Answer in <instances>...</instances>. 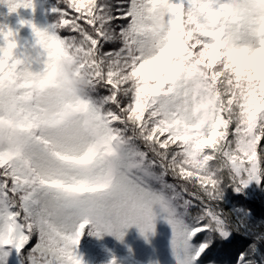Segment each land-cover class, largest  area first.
Returning <instances> with one entry per match:
<instances>
[{"label":"snow or ice","instance_id":"6c2138e0","mask_svg":"<svg viewBox=\"0 0 264 264\" xmlns=\"http://www.w3.org/2000/svg\"><path fill=\"white\" fill-rule=\"evenodd\" d=\"M47 14L46 29L20 21L32 40L0 29V123L24 133L0 149V264H82L86 230L150 233L154 206L175 264L201 261L230 235L224 189L264 182V0H56ZM60 60L86 87L46 132L48 97L13 88L42 86Z\"/></svg>","mask_w":264,"mask_h":264},{"label":"trees","instance_id":"16d2710c","mask_svg":"<svg viewBox=\"0 0 264 264\" xmlns=\"http://www.w3.org/2000/svg\"><path fill=\"white\" fill-rule=\"evenodd\" d=\"M55 4L56 0H35V11L21 8L16 13L0 4V29L19 31L22 39L32 40L31 29L21 28L20 21H31L46 29L54 22L55 18L47 13ZM168 180L173 182L171 177ZM217 208L229 222L230 235L227 240L218 235L210 237L211 246L201 257L203 264H236L238 254L250 252L253 245L256 250L250 258L255 264H264V182H252L241 192L226 187ZM153 212L152 231L144 235L135 226L124 229L122 240L108 234L98 238L86 230L77 248L82 264H112L113 260L116 264H175L169 247L171 230L155 206ZM208 238L193 240V248L198 249Z\"/></svg>","mask_w":264,"mask_h":264},{"label":"clouds","instance_id":"9594fccd","mask_svg":"<svg viewBox=\"0 0 264 264\" xmlns=\"http://www.w3.org/2000/svg\"><path fill=\"white\" fill-rule=\"evenodd\" d=\"M77 71L70 61L60 60L56 62L51 77L42 86L35 84L31 89H25L21 87L25 81L17 79L13 92L30 91L37 100L41 96L48 97L47 102L42 105L44 111L41 117L46 132H55L64 127L69 119L75 118V114L70 113L61 119L57 113L65 106L75 104L86 87L84 80L76 74ZM23 141L24 133L18 118L11 125L7 121L0 123V149L7 151L17 148Z\"/></svg>","mask_w":264,"mask_h":264}]
</instances>
